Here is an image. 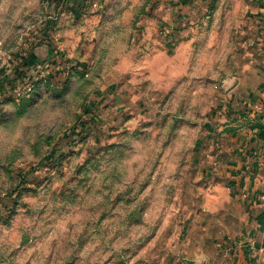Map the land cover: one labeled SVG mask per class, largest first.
<instances>
[{"label":"rangeland","instance_id":"1","mask_svg":"<svg viewBox=\"0 0 264 264\" xmlns=\"http://www.w3.org/2000/svg\"><path fill=\"white\" fill-rule=\"evenodd\" d=\"M82 1L0 0V264H231L222 128L264 0H194L171 27L179 0Z\"/></svg>","mask_w":264,"mask_h":264},{"label":"crops","instance_id":"2","mask_svg":"<svg viewBox=\"0 0 264 264\" xmlns=\"http://www.w3.org/2000/svg\"><path fill=\"white\" fill-rule=\"evenodd\" d=\"M78 1L83 4L82 0ZM193 1L179 0L170 9L172 11L169 16L173 18L166 17V23L171 27L175 24L171 21L177 22L174 20L177 14L179 17L186 9L190 12L191 7H186V4L193 6ZM262 6L256 16L259 19V40L264 46V4ZM144 22L148 26L147 29H153L150 27L154 25L152 21L147 19ZM160 25L159 28L163 23L160 22ZM174 41V35L169 34L163 40V50L160 51L158 47L152 54L155 58L167 56V53L175 49ZM259 64L260 68L255 72L253 88L246 87L245 76L241 73L231 81L234 89L230 95L233 100H230L227 106L228 112L225 110L229 120L222 128L223 135L229 132L228 136H224L227 137L225 143L228 150H236L233 154V162L230 164V188L234 190L236 196L241 197L246 211L243 218L244 227L240 228L241 231L237 230L238 232L234 230L233 239L231 238L229 242L231 251L227 256L231 264H264V120L253 108L256 104H264V56H261ZM221 244L224 249L227 242L223 241Z\"/></svg>","mask_w":264,"mask_h":264},{"label":"built area","instance_id":"3","mask_svg":"<svg viewBox=\"0 0 264 264\" xmlns=\"http://www.w3.org/2000/svg\"><path fill=\"white\" fill-rule=\"evenodd\" d=\"M254 110L259 116H261L264 119V104H256L254 107ZM231 251V248H226L225 253L229 254Z\"/></svg>","mask_w":264,"mask_h":264},{"label":"trees","instance_id":"4","mask_svg":"<svg viewBox=\"0 0 264 264\" xmlns=\"http://www.w3.org/2000/svg\"><path fill=\"white\" fill-rule=\"evenodd\" d=\"M69 2H74V1H77L78 2V0H68ZM80 6H81V4H80Z\"/></svg>","mask_w":264,"mask_h":264}]
</instances>
